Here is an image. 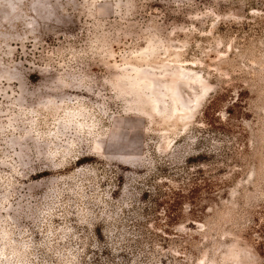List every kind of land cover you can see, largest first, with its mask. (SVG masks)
Returning a JSON list of instances; mask_svg holds the SVG:
<instances>
[{
	"label": "rangeland",
	"instance_id": "rangeland-1",
	"mask_svg": "<svg viewBox=\"0 0 264 264\" xmlns=\"http://www.w3.org/2000/svg\"><path fill=\"white\" fill-rule=\"evenodd\" d=\"M10 1L0 264H264V0Z\"/></svg>",
	"mask_w": 264,
	"mask_h": 264
},
{
	"label": "trees",
	"instance_id": "trees-1",
	"mask_svg": "<svg viewBox=\"0 0 264 264\" xmlns=\"http://www.w3.org/2000/svg\"><path fill=\"white\" fill-rule=\"evenodd\" d=\"M0 3H1V0H0ZM36 4H41L42 6H45V7H49L50 8V4H45L43 1L41 0H36ZM8 6H9V9H8V12L7 14H12L14 12L17 11V6H18V3L15 2V0H11L9 3H8ZM198 187L196 186L195 187V192L197 191ZM176 194H178V196H180V198L182 199H185L186 198V195L183 194V192H175ZM195 202H191V204L195 205L194 204Z\"/></svg>",
	"mask_w": 264,
	"mask_h": 264
}]
</instances>
